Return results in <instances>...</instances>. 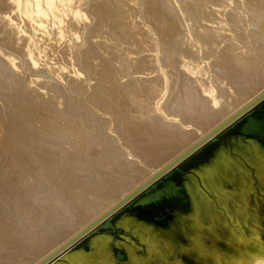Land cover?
<instances>
[{
    "label": "rangeland",
    "instance_id": "obj_1",
    "mask_svg": "<svg viewBox=\"0 0 264 264\" xmlns=\"http://www.w3.org/2000/svg\"><path fill=\"white\" fill-rule=\"evenodd\" d=\"M121 1L0 0V264L38 263L264 88L185 145L192 129L175 128L187 120L177 110H207L225 88L233 99L250 87L242 67L263 41L254 24L264 3ZM161 128L184 146L121 193L147 169L129 145L154 149Z\"/></svg>",
    "mask_w": 264,
    "mask_h": 264
},
{
    "label": "water",
    "instance_id": "obj_2",
    "mask_svg": "<svg viewBox=\"0 0 264 264\" xmlns=\"http://www.w3.org/2000/svg\"><path fill=\"white\" fill-rule=\"evenodd\" d=\"M244 202L251 209L242 214ZM260 256L264 92L39 264H237Z\"/></svg>",
    "mask_w": 264,
    "mask_h": 264
},
{
    "label": "bare ground",
    "instance_id": "obj_3",
    "mask_svg": "<svg viewBox=\"0 0 264 264\" xmlns=\"http://www.w3.org/2000/svg\"><path fill=\"white\" fill-rule=\"evenodd\" d=\"M104 1V0H103ZM123 1V0H122ZM121 1V2H122ZM244 1V0H243ZM252 1H254V0H252ZM258 1V0H257ZM256 1V2H257ZM119 2V1H118ZM134 2H135V0H134ZM152 2H154V1H152ZM258 2H260V1H258ZM261 2H263L264 3V0H261ZM99 3H101V2H99ZM124 3V2H123ZM254 3V2H253ZM253 3H251V4H253ZM262 3V4H263ZM128 4V3H127ZM256 4V3H255ZM108 5V4H107ZM121 5V4H120ZM138 5V4H137ZM257 5H258V3H257ZM260 5H261V3H260ZM103 6V5H102ZM127 6V5H126ZM130 6V5H129ZM155 6V5H154ZM252 6H255V5H252ZM264 6V5H263ZM140 7V6H139ZM158 7V6H157ZM256 7V6H255ZM127 8V7H126ZM135 8V7H134ZM259 8H261V7H259ZM263 8V7H262ZM262 8H261V11H263L264 10V8H263V10H262ZM102 9V8H101ZM120 9V8H119ZM128 9V8H127ZM257 9V8H256ZM102 10H104V9H102ZM113 10V9H112ZM154 10V9H153ZM239 9L237 8V11H238ZM236 11V12H237ZM110 12V11H109ZM120 12V11H119ZM125 12V11H124ZM235 12V11H234ZM112 13V12H111ZM122 13V12H121ZM99 14V13H98ZM110 14V13H109ZM126 14V13H125ZM156 14V13H155ZM263 14H264V12H263ZM104 15V14H103ZM115 15V14H114ZM120 15V14H119ZM124 15V14H123ZM159 15V14H158ZM207 15V14H206ZM253 15V14H252ZM261 15V14H260ZM108 16V15H107ZM121 17H122V15H120ZM130 16V15H129ZM128 16V17H129ZM224 16V15H223ZM222 16V17H223ZM247 16H250V15H247ZM246 16V17H247ZM257 16V15H256ZM256 16H253V18L254 17H256ZM100 17V16H99ZM111 17V16H110ZM117 17V16H116ZM120 17V18H121ZM157 17H159V16H157ZM220 17V16H219ZM95 18V17H94ZM115 18V17H114ZM161 18V17H160ZM216 18V17H215ZM248 18V17H247ZM257 18V17H256ZM261 18H262V20H264L263 18L264 17H262L261 16ZM104 19H105V17H104ZM122 19V18H121ZM225 19V18H224ZM238 19H240V18H238ZM244 19H245V17H244ZM244 19H242V20H244ZM103 20V19H102ZM247 19H245V21H246ZM251 20V19H250ZM249 20V21H250ZM252 20H255V19H252ZM257 20H258V18H257ZM112 21V20H111ZM115 21V20H114ZM118 21V20H117ZM159 21V20H158ZM162 21V20H161ZM209 21V20H208ZM226 21V20H225ZM233 21V20H232ZM248 21V22H249ZM260 22V21H259ZM258 21H257V23H253L254 25H256V27H257V29H258V35H259V37L261 38V35L260 34H262V33H264V22L262 21L261 23H259ZM108 23V22H107ZM114 23V22H113ZM128 23V22H127ZM204 23H206V22H204ZM223 23V22H222ZM250 23V22H249ZM248 23V24H249ZM259 23V24H258ZM119 24V23H118ZM161 24V23H160ZM160 24H158V25H160ZM225 24V23H224ZM244 24H245V22H244ZM110 25V24H109ZM162 25V24H161ZM243 25V24H242ZM242 25H241V28H242ZM112 26V25H111ZM205 26V25H204ZM116 27V26H115ZM207 27V26H206ZM239 27V26H238ZM237 27V28H238ZM244 27V26H243ZM233 28V27H232ZM235 28H236V26H235ZM249 28V27H248ZM253 28V27H252ZM255 28V27H254ZM160 29V28H159ZM198 29V28H197ZM201 29V28H200ZM199 29V30H200ZM204 29H206L205 27L203 28V30ZM225 29V28H224ZM240 29V28H239ZM244 29V28H243ZM207 30H209V29H207ZM237 30V29H236ZM248 30V29H247ZM251 30V29H250ZM62 31V30H61ZM232 31V30H231ZM238 31V30H237ZM245 31V30H244ZM243 31V32H244ZM257 31V30H256ZM198 32H200V31H198ZM206 32V31H205ZM234 32V31H233ZM254 32V31H253ZM252 32V33H253ZM112 33H113V31H112ZM207 33H209V32H207ZM214 33V32H213ZM230 33V32H229ZM242 33V32H241ZM245 34H246V32H244ZM196 34V33H195ZM223 34H226V32H224ZM228 34V33H227ZM235 34V33H234ZM248 34V33H247ZM249 34H251V32L249 33ZM254 34V33H253ZM252 34V35H253ZM205 35V34H204ZM208 35V34H207ZM211 35V34H210ZM244 35V34H243ZM257 35V34H256ZM264 35V34H263ZM136 36V35H135ZM193 36V35H192ZM196 36V35H195ZM199 36V35H198ZM217 36H218V34H217ZM221 36V35H220ZM228 36V35H227ZM231 36H233V35H231ZM230 36V37H231ZM246 36V35H245ZM248 36H251V35H248ZM248 36H247V38H248ZM140 37V36H139ZM138 37V38H139ZM144 37V36H143ZM216 37V36H215ZM219 37V36H218ZM223 37V36H222ZM221 37V38H222ZM259 37H258V39H259ZM264 37V36H263ZM141 38H142V36H141ZM198 38V37H197ZM206 38V37H205ZM212 38H213V36H212ZM224 38V37H223ZM234 38V37H233ZM238 39H239V37H237ZM243 38V37H242ZM257 38V37H256ZM209 39V38H208ZM207 39V41H208V43H209V40ZM219 39V38H218ZM249 39H250V37H249ZM249 39H248V42H249ZM251 39H253V38H251ZM113 40V39H112ZM142 40V39H141ZM205 40V39H204ZM212 40V39H211ZM214 40V39H213ZM216 40H217V38H216ZM220 40V39H219ZM222 40V39H221ZM234 40V39H233ZM242 40V39H241ZM240 40V41H241ZM254 40H255V37H254ZM254 40H253V42H254ZM260 40H262V39H260ZM260 40H259V42H260ZM144 41V40H143ZM183 41V40H182ZM245 41H247V40H245ZM258 40H256V42H257ZM142 42V41H141ZM185 42V41H184ZM184 42H183V44H184ZM200 42H201V40H200ZM205 42V41H204ZM214 42V41H213ZM216 42H218V41H216ZM231 42H233V41H231ZM237 42V41H236ZM238 42H239V40H238ZM244 42V41H243ZM247 42V43H248ZM253 42H250V43H253ZM256 42H254V43H256ZM258 42V43H259ZM181 43V42H180ZM206 43V42H205ZM241 43V42H240ZM246 43V42H245ZM138 44H140V43H138ZM179 44V43H178ZM177 44V45H178ZM187 44V43H186ZM235 44V43H234ZM236 44H238V43H236ZM242 44H244V43H242ZM241 44V45H242ZM179 45H182V43L181 44H179ZM251 45V44H250ZM259 45V44H258ZM244 46H247V45H244ZM253 46H255V44L253 45ZM234 47V46H233ZM241 47H243V46H241ZM249 47V46H248ZM252 47V46H251ZM186 48V47H185ZM225 48V47H224ZM245 48V47H244ZM187 49V48H186ZM185 49V50H186ZM237 49V48H236ZM236 49H235V52H236ZM247 48H245V50H246ZM250 49V48H249ZM188 50V49H187ZM232 50V49H231ZM190 51V50H189ZM241 51V50H240ZM248 51V50H247ZM244 52H246V51H244ZM243 52V53H244ZM252 52H254L255 53V56L252 58V57H250L249 55L252 53ZM253 54V53H252ZM242 54L240 53V56H241ZM247 59H250V58H252V59H250V60H252V62H249V64L248 63H246V61H245V58H246V56H242V60H241V62L246 66L247 64H248V66H247V69L245 68V69H243V67H242V70L245 72V74H247L246 75V77H248L249 78V80L251 81L250 83L249 82H247V80H245V82H247V83H249L248 85L250 86L249 88L248 87H242L241 88V92L239 91V93H241L240 95L237 93L236 95L237 96H234V98L232 99V97H231V95L232 94H230L231 92H229V90L227 89V88H225V90H224V93H223V95H222V91H220V94H219V96H221V98L218 100V101H216V102H210V103H213L214 105H212L213 107H209V108H207V110H204V109H202V110H198L197 108H193V106H191V105H189V106H184V107H181L179 110H177L176 111V113H180L182 116H184V117H187V120L186 121H184V119H182L181 121H179V123L177 122V124H176V126H175V128L176 129H178V130H183L184 128H185V126H187V125H189L190 127H189V129H192L191 131H188V132H186L185 134H183V139L181 138L180 140L181 141H183V143L186 145L189 141H191V140H193L194 138H195V136H196V134H198V132H200V133H202L204 130H206L208 127H210V126H212L213 124L215 125L220 119L222 120V118H224L226 115H228L233 109H235V108H237L240 104L242 105L243 103H244V101L245 100H247L250 96H252V94L255 92V91H257L259 88H263L264 87V69H263V67H264V38H263V41L261 42V44L259 45V46H257L256 48L254 47L252 50L250 49V51L249 52H247ZM239 56V55H238ZM250 57V58H249ZM219 59H221V58H219ZM234 58H232V60H233ZM240 59V58H239ZM238 59V60H239ZM222 60V59H221ZM231 60V61H232ZM235 60V59H234ZM220 62V61H219ZM224 62V61H223ZM239 64V63H238ZM225 65V64H224ZM234 64H232V66H233ZM235 65H237V63L235 64ZM242 65V64H241ZM256 65H258V66H256ZM222 67V66H221ZM235 67V66H234ZM240 68V67H239ZM257 69V71H255V73H257V74H254V72H253V70L254 69ZM261 69H263V71H261ZM238 70H240V69H238ZM241 70V71H242ZM250 70L253 72V74H252V72H250ZM238 72H240V71H238ZM243 73V72H242ZM241 73V74H242ZM239 74V73H238ZM236 76H237V74H236ZM235 76V77H236ZM243 76V75H242ZM242 76H239L240 77V79L242 78ZM238 78V77H237ZM245 79V78H244ZM244 79H242V80H244ZM236 80H238V79H236ZM236 80H234V81H236ZM238 82H240V81H238ZM229 83H231V82H229ZM228 83V84H229ZM232 84H233V82H232ZM238 84V83H237ZM232 86H234V85H232ZM226 87H228V86H226ZM230 88V87H229ZM237 89H238V86H237ZM240 89V88H239ZM262 92H260L257 96H255V97H253V99H251V101H248L246 104H244L243 106H241L240 108H238L237 110H234L233 112L234 113H232L231 115H229V117L227 118V119H225V120H223L222 122H220L216 127H214V129L213 130H211L210 132H208V134H210L212 131H214L216 128H218L219 126H221L223 123H225L226 121H228L230 118H232L235 114H237L240 110H242L244 107H246L248 104H250L251 102H253L255 99H257L263 92H264V88L261 90ZM231 98V99H230ZM210 101V100H209ZM218 104V105H217ZM211 105V104H210ZM215 105H217V106H215ZM206 106V105H205ZM198 107V106H197ZM203 107H204V105H203ZM205 108V107H204ZM200 109V108H199ZM174 128V127H173ZM172 128V129H173ZM183 128V129H182ZM188 127H186V129H187ZM194 128H196V131L194 130ZM29 132V131H28ZM147 131H143V133H141L142 135L143 134H145ZM164 133H166L162 128L161 129H159L157 132H152V138H154V140H156L157 141V143L158 142H160V141H162V142H160V143H158L157 145L155 144L154 146H155V148L154 149H152V150H150V151H148L149 149L148 148H146L145 149V147H146V144H145V142L143 141V140H141V142H140V144L139 145H137L136 146V144L134 143V142H132V144H130L129 145V147H128V149L129 150H131V151H133V153H134V156H137V158H138V161L139 160H143L144 161V163L146 164V168L147 169H145L144 170V168H143V170L142 169H140L138 172H139V174H138V176H132L131 177V179H130V182L128 183L129 185L126 187V188H123L122 190H125V192H121L122 190H120V192L121 193H127L126 191L128 190L127 188L128 187H130V184H131V187H132V185L134 186V184H136L137 182H139L141 179H143L144 177H145V174H147L146 172L148 171V170H150L149 168H154L157 164H159V163H161V162H163V161H165V160H167L169 157H171L173 154H175L181 147H183L184 146V144H181V142H179V141H170L169 139H168V137H165L164 138ZM208 134H206V135H204L202 138H200L195 144H197V143H199L200 141H202L205 137H207L208 136ZM149 137H150V134H149ZM137 138H139V137H133V141H135ZM177 138V137H176ZM177 139H179V138H177ZM164 141L165 142H168V143H164ZM148 142H149V140H148ZM154 142V141H153ZM186 142V143H185ZM194 144V145H195ZM194 145H192V146H194ZM192 146H190L189 148H191ZM188 148V149H189ZM145 149V150H144ZM188 149H186L185 151H183L180 155H182V154H184ZM180 155H178L177 157H175L173 160H175L176 158H178ZM170 159V158H169ZM172 160V161H173ZM133 161H135V160H133ZM136 161H137V159H136ZM134 162V163H138V162ZM172 161H170L169 163H171ZM169 163H167L165 166H163L161 169H163L164 167H166ZM142 168V167H141ZM161 169H159L158 171H156L154 174H152V176H150L148 179H146V180H144V181H142L141 182V184H139L138 186H135L134 188H132V190L131 191H129L127 194H125L124 196H123V194L119 197L120 199L117 201V202H115L114 204H112L111 205V207L110 208H107V207H105V208H107V210L104 212V213H102L99 217H95L94 219H93V221H91V222H89V223H87L81 230H79L77 233H75L72 237H70L68 240H66V241H64L60 246H58L55 250H53L51 253H49L45 258H47L48 256H50L52 253H54L56 250H58L60 247H62L65 243H67L69 240H71L72 238H74L76 235H78V234H80L81 232H83L85 229H87L90 225H92V223H94L96 220H98V219H100V218H102L106 213H108V212H110L112 209H115L119 204H120V202H122L126 197H128L130 194H132L137 188H139L141 185H143L146 181H148V180H150L153 176H155ZM148 175V174H147ZM127 185V184H126ZM125 187V186H124ZM120 189V188H119ZM119 189L117 190V192L119 191ZM130 189V188H129ZM114 194V193H113ZM112 194V195H113ZM119 194V193H118ZM117 195V194H116ZM115 195V196H116ZM113 197H114V195H113ZM116 197H118V196H116ZM113 200H114V198H112ZM112 201V200H111ZM110 201V202H111ZM109 202V201H108ZM105 210V209H104ZM97 211L98 210H96V212L95 213H92V214H96L97 213ZM50 232H52V231H50ZM47 233V232H46ZM55 234V233H54ZM57 234V233H56ZM61 234V233H60ZM44 235H45V233H44ZM46 235H48V233L46 234ZM53 235V234H52ZM51 235V236H52ZM46 237V236H45ZM49 237V236H48ZM53 237H56V236H52V240H53ZM42 239V238H41ZM48 240V238L46 239V241ZM56 240V239H55ZM40 241V240H39ZM45 241V242H46ZM24 242V241H23ZM34 242V241H33ZM28 243H29V241H28ZM52 243H54V241H52L51 243H50V245H52ZM45 258H43L42 260H44ZM257 259H253L252 261H250V262H247V263H243V262H238L237 264H264V257L263 256H260V257H256ZM41 260V261H42ZM228 260H230V259H228ZM41 261H39L38 263H36V264H39Z\"/></svg>",
    "mask_w": 264,
    "mask_h": 264
}]
</instances>
